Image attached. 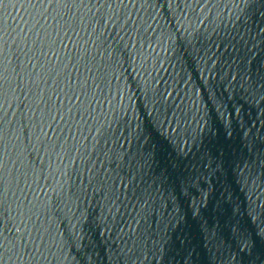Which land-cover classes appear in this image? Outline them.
I'll return each mask as SVG.
<instances>
[{
  "label": "water",
  "instance_id": "1",
  "mask_svg": "<svg viewBox=\"0 0 264 264\" xmlns=\"http://www.w3.org/2000/svg\"><path fill=\"white\" fill-rule=\"evenodd\" d=\"M0 264H264V0H0Z\"/></svg>",
  "mask_w": 264,
  "mask_h": 264
}]
</instances>
